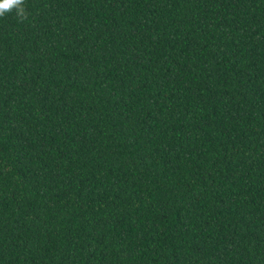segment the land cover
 Returning a JSON list of instances; mask_svg holds the SVG:
<instances>
[{
    "label": "trees",
    "instance_id": "16d2710c",
    "mask_svg": "<svg viewBox=\"0 0 264 264\" xmlns=\"http://www.w3.org/2000/svg\"><path fill=\"white\" fill-rule=\"evenodd\" d=\"M0 17V264H264V0H24Z\"/></svg>",
    "mask_w": 264,
    "mask_h": 264
},
{
    "label": "clouds",
    "instance_id": "9594fccd",
    "mask_svg": "<svg viewBox=\"0 0 264 264\" xmlns=\"http://www.w3.org/2000/svg\"><path fill=\"white\" fill-rule=\"evenodd\" d=\"M24 0H0V17L15 9L16 15L23 17L25 14Z\"/></svg>",
    "mask_w": 264,
    "mask_h": 264
}]
</instances>
